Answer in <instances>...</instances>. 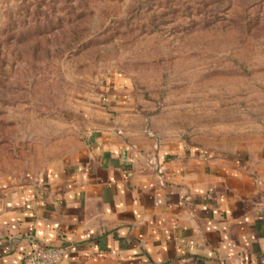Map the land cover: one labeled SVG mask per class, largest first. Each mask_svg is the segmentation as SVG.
Segmentation results:
<instances>
[{"label":"rangeland","instance_id":"rangeland-1","mask_svg":"<svg viewBox=\"0 0 264 264\" xmlns=\"http://www.w3.org/2000/svg\"><path fill=\"white\" fill-rule=\"evenodd\" d=\"M127 96L158 144L264 147V0H0V194Z\"/></svg>","mask_w":264,"mask_h":264},{"label":"crops","instance_id":"crops-1","mask_svg":"<svg viewBox=\"0 0 264 264\" xmlns=\"http://www.w3.org/2000/svg\"><path fill=\"white\" fill-rule=\"evenodd\" d=\"M104 105L65 160L0 194V264L31 239L66 246L58 264H264V147L158 144L130 98Z\"/></svg>","mask_w":264,"mask_h":264},{"label":"built area","instance_id":"built-area-1","mask_svg":"<svg viewBox=\"0 0 264 264\" xmlns=\"http://www.w3.org/2000/svg\"><path fill=\"white\" fill-rule=\"evenodd\" d=\"M66 252V246H52L40 240L31 239L23 264H58Z\"/></svg>","mask_w":264,"mask_h":264}]
</instances>
